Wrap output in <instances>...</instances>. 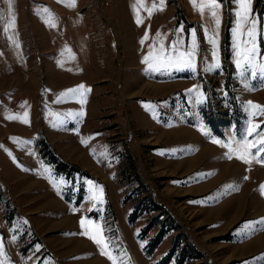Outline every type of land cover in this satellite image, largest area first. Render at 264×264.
Segmentation results:
<instances>
[{
    "label": "rangeland",
    "instance_id": "374dc122",
    "mask_svg": "<svg viewBox=\"0 0 264 264\" xmlns=\"http://www.w3.org/2000/svg\"><path fill=\"white\" fill-rule=\"evenodd\" d=\"M52 1L22 0L0 19V244L4 253L0 260L4 264H113V260L156 264L175 235H166L155 252L145 256L144 247L157 229L142 239L140 231L152 215L128 223L133 204L143 197L133 191L138 178L150 186L153 200L185 227L202 254L200 261L186 264H226L220 260L224 250L218 248L228 235H218L217 226L203 225L217 218L215 224L232 221L238 201L221 211L214 208L239 195L226 194L225 187L209 192L210 186L223 171L232 182L253 173L264 176V164L256 168V162L246 165L235 156L228 159V149L212 142L242 140L250 120L259 126L257 133L264 132V115L250 116L247 103L264 106V78H253L251 70L241 75L235 63V0H218V28L208 10L201 16L190 0H164L163 10L151 16L140 8L143 23L139 25L135 0H75L74 7L61 13L55 5L58 0ZM64 3L69 5L70 0ZM152 3L145 0L146 7ZM44 8L58 18L54 28L45 23L49 13ZM249 9V24L237 39H249L247 27L254 20L257 63H264V0H251ZM67 11L74 16L73 28L63 20ZM129 14L135 33L129 28ZM193 30L195 71H153L142 63L161 43L167 51H173L174 45L177 51H186ZM145 32L148 37L142 44ZM209 38L217 41L219 61L212 70H206L215 62ZM173 83L185 84L186 91L169 95ZM81 84L85 87L80 92L60 96ZM198 94H202L199 103ZM25 110L28 123L8 119L22 116ZM247 138L255 140L256 133ZM173 143L180 149H172L176 153L170 158L163 151ZM201 152L202 163L195 169L191 160ZM51 155L74 168L67 178L56 174ZM258 158L264 159V153ZM253 193L245 196L246 204ZM82 219L89 235L96 232L87 221L100 225L113 260L101 255L89 236L80 234Z\"/></svg>",
    "mask_w": 264,
    "mask_h": 264
},
{
    "label": "snow or ice",
    "instance_id": "6c2138e0",
    "mask_svg": "<svg viewBox=\"0 0 264 264\" xmlns=\"http://www.w3.org/2000/svg\"><path fill=\"white\" fill-rule=\"evenodd\" d=\"M5 2L8 4L9 13L11 14L12 9V0H5ZM58 2H62V0H58ZM190 3L193 5L194 9L198 10L203 16L205 14V9L208 10L210 13V16L212 20L214 21L215 25L219 26L220 19L218 10L220 8V4L218 0H190ZM235 3L238 6V9L236 11L237 16V22H236V28L233 29V37L235 42V63L238 70L241 71V75H243V72H247L251 70V76L255 78L257 75H259L261 78H264V63H257V56H258V48L256 46V34H255V25L256 22L254 20L251 21V27H247V36L248 40L238 41V34L243 33V29L245 26L249 24L250 21V3L251 0H235ZM68 6H75V0H70V3ZM164 6V0H159V3L157 4L155 0H153V3L150 7L145 6V0H135V3L133 4L134 11L137 12V18L136 22L137 24L143 23L141 18L139 17V9L143 8L145 11L148 12L149 16L152 15L154 11H162ZM44 12L49 13V18L45 21V23L50 27H55V24L52 20V15L49 12L47 8L43 9ZM9 26H14V17L13 22L9 24ZM7 30V29H6ZM182 30V29H181ZM207 34V33H206ZM157 37L160 36V33L157 32ZM148 33L145 32L144 38L141 39V43L143 44L144 40L147 39ZM209 42L213 45V60L215 61L213 64L209 65L206 70H212L213 68L219 67V61H218V54L216 51V39L209 38ZM241 44L245 45L243 48H241ZM250 46H247L249 45ZM19 47V45H16ZM197 49V43H196V32L193 30L192 32V44L186 51H177L175 48V45L173 46V51H167L163 44L161 43L160 49L153 55L150 53L149 56H145L142 63L148 64V69L153 71H160L162 68H175L177 70H183V69H191L195 71L196 64H195V53ZM247 86V85H246ZM84 85H78L76 88L68 89L65 92L61 93L60 96L64 97L67 96L69 93H78L81 89H84ZM189 92H192L193 89H188ZM81 96H83V93H80ZM201 96L202 94H198L197 96V103L201 102ZM59 99V98H58ZM27 102H25L26 104ZM81 103H83V100H81ZM248 106L250 107L251 111L249 113L250 116L254 117L257 115H264V106H261L259 104H255L252 101H248ZM21 107H24V105H21ZM144 107L147 109L148 107H151V105H144ZM79 115H83V112H80ZM28 112L25 110L23 115H15V116H9L8 119H14V120H20L22 123H28ZM259 126L256 124H253L251 120L249 121V126L247 129V136H245L242 140L236 141V140H230L228 143H224L220 140L213 139L212 142L215 144H218L222 148L228 149V151L225 153L228 159H232L233 156H235L236 159L242 161L246 165H250L253 162L264 164V159H259L261 153H264V132L257 133L256 130ZM201 131L204 132V129L201 128ZM253 133H256L257 138L255 140H249L247 137L252 136ZM207 135V133H204ZM82 143H86V141L82 140ZM2 147V145H0ZM255 149L256 151L253 152L252 150ZM11 155V153H9ZM244 179H248L247 176L244 177ZM91 184L92 182L89 181ZM98 187V186H97ZM225 190H231L233 189V185H225ZM259 191L262 196H264V184L260 185ZM93 199H100L102 201V197L93 196ZM261 225H264V218H261L260 221L256 222ZM81 228L84 229L80 234L89 236L90 239L93 240L94 243L97 244L98 247H100V254L107 256L110 260H113V257L111 253L108 251V243L106 242L103 234L102 229L100 225L94 224L92 221H87V225L91 226L95 232L96 235H89L88 227H86V222L82 219L80 221ZM247 227L251 228V224ZM15 239V237H13ZM3 245L0 244V256H3ZM0 264H4L3 260H0ZM113 264H115V261L113 260Z\"/></svg>",
    "mask_w": 264,
    "mask_h": 264
},
{
    "label": "crops",
    "instance_id": "0c3cea01",
    "mask_svg": "<svg viewBox=\"0 0 264 264\" xmlns=\"http://www.w3.org/2000/svg\"><path fill=\"white\" fill-rule=\"evenodd\" d=\"M22 3V0H12V7H17ZM54 4V0L52 1ZM56 9L58 12H65L64 10L68 7L67 3H64L63 5L61 2H56ZM20 11V10H19ZM9 12L8 4L5 2V0H0V19L5 16ZM21 13V11L19 12ZM34 13H31L30 15H33ZM46 15V14H45ZM73 15H71V12L67 11V14L64 15V22L67 27L73 28V23L71 24L70 20L73 19ZM49 16H46V19H48ZM54 18L57 20L58 18L56 16L52 17L53 23ZM129 28L131 32H134L136 25L133 21V16L129 14ZM75 24V23H74ZM78 25V24H77ZM54 28V27H52ZM135 33V32H134ZM187 89V86L185 84H172L170 87L169 95L174 94L175 96L182 95V92H185ZM201 89V86H200ZM174 102V101H173ZM171 104V103H170ZM173 105V104H172ZM171 106V105H170ZM181 127V126H179ZM184 127V126H182ZM172 149H174L176 152L179 151L180 146H176L174 143L169 144L166 150L163 151V153H168L167 155L170 158H174L171 153ZM178 149V150H176ZM201 155L191 160V163H196L193 168H197L202 163V157L203 153H200ZM176 160V159H175ZM255 167L258 168L259 164L255 163ZM192 169V168H191ZM227 171H223L222 173H219V175L216 177L215 181L211 184V189L209 192H212L216 189H220L224 187L225 185L238 184L234 189L227 190L226 194L228 195H239L237 197L231 198L222 204H220L218 207H215L214 209H217L218 211H221L227 204H233L234 202L237 203L238 207L234 214V218L232 221L226 223L225 221H220L218 224H215L218 220V218L215 220V222H212L210 224H204L203 226H217L218 229L221 230L217 233L220 236L228 235L227 240L222 243L224 246H220L218 250H224L222 252V256L220 257V260L223 261V263L226 264H264V225H261L259 223H256L261 220V218H264V196L261 195L259 188L261 184H264V176H256L257 173H253L249 175L248 179L244 180H234L228 181L230 178V174H226ZM260 174V173H259ZM252 190L254 192V197L252 200H250V204H246L244 202V198L246 195L249 194V192ZM227 196V195H226ZM198 210V208H196ZM247 211V213L244 214V212ZM251 224V228L247 227ZM223 228V229H222ZM222 258V259H221ZM211 259V258H210ZM212 261L216 260L215 256L212 257Z\"/></svg>",
    "mask_w": 264,
    "mask_h": 264
},
{
    "label": "trees",
    "instance_id": "16d2710c",
    "mask_svg": "<svg viewBox=\"0 0 264 264\" xmlns=\"http://www.w3.org/2000/svg\"><path fill=\"white\" fill-rule=\"evenodd\" d=\"M237 109L234 107V111ZM238 111V110H237ZM217 133V132H215ZM50 164L54 166L57 175H69V171L74 169L68 164L61 162L55 155L50 156ZM138 185L133 190L138 197L143 196L135 202L128 215V223L134 225L136 221L144 215H152L147 224L140 231V238L144 239L150 231L157 229L155 235L150 238L144 247V254L150 257L168 234H174L173 242L167 253L156 264H186L191 261H200L203 256L193 243L185 227L173 216V214L160 203L153 200V191L147 184H142L136 178ZM126 202L131 199L126 198ZM81 198L78 199L77 205ZM200 264H203L202 262Z\"/></svg>",
    "mask_w": 264,
    "mask_h": 264
}]
</instances>
